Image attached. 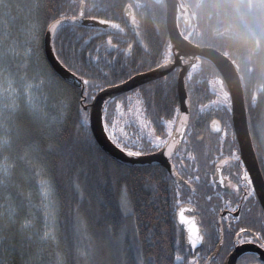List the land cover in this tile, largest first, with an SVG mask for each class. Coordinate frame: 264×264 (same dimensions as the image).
Returning a JSON list of instances; mask_svg holds the SVG:
<instances>
[{"label":"snow or ice","instance_id":"1","mask_svg":"<svg viewBox=\"0 0 264 264\" xmlns=\"http://www.w3.org/2000/svg\"><path fill=\"white\" fill-rule=\"evenodd\" d=\"M10 7L0 0L5 26ZM90 43L50 22L13 52L50 165L45 237L59 205L87 264H264V162L201 146L184 108L158 109L135 68L118 71L111 49ZM5 76L19 91L10 69L0 91ZM26 227L0 226V264H48Z\"/></svg>","mask_w":264,"mask_h":264},{"label":"trees","instance_id":"2","mask_svg":"<svg viewBox=\"0 0 264 264\" xmlns=\"http://www.w3.org/2000/svg\"><path fill=\"white\" fill-rule=\"evenodd\" d=\"M80 2L81 0H9L11 15L8 24L6 26L2 24L0 28V69L8 67L16 73L15 65L20 57L10 52H23L33 29L46 30L50 22L75 16ZM182 2L191 10L189 18L192 24L196 25L191 40L199 46L222 51L235 63L242 78L246 105H257L252 111L255 119L258 118L257 111L262 107L261 115L264 116V0H182ZM128 4L133 10L137 32L147 51H143L137 45L131 53L127 51L129 41L134 39L123 20V12ZM86 12H91L96 18L102 16L103 20L121 29L123 47H119L117 53L110 52L118 61V71L121 64L124 65L123 71L135 68L136 71L132 75L150 71L163 64L170 46L163 0H102V14L101 12L99 14V5L87 4ZM59 28L63 29L64 34L72 29L83 39H89L91 41L89 47L100 44L91 29H89L91 33L86 34L88 28L81 29L69 24H63ZM15 34H19L18 50L9 44L14 41ZM111 39V43H115L114 39ZM102 43L106 45L107 40ZM105 48L110 46L104 48L102 46V52ZM182 61L191 66L186 77L187 93L191 103V123L200 122L207 125L210 117H207L209 113L204 112V109L211 111L214 109L212 106L208 108L204 106L216 97L209 82L214 78L222 79L221 75L204 58L187 56ZM178 74L179 68H176L164 78L141 85L155 90L154 104L158 109H163L168 102L179 105ZM222 82L226 88L223 79ZM20 105L14 112L0 116V141H6L0 142L3 146L1 156L6 158L9 165L5 186L0 188V199H3L2 203L5 204L4 208L0 209V226L9 225L16 231L21 228L22 221L26 222L27 227L23 228V235L33 236L34 247L42 251L48 264H87V261L74 250V238L71 231L66 230L63 207L58 205L56 209L60 226L55 237L44 235L47 224L50 223L49 198L41 196L39 185L42 183L45 188L46 167L50 165L45 160L43 152L45 143L42 142L34 109L27 108L21 103ZM148 107L149 109L153 107L151 96ZM228 114L230 117L229 111ZM262 120L260 118V121ZM193 139L197 140L196 136H193ZM199 144L208 148L211 145L208 139ZM47 230L51 231L50 228Z\"/></svg>","mask_w":264,"mask_h":264},{"label":"water","instance_id":"3","mask_svg":"<svg viewBox=\"0 0 264 264\" xmlns=\"http://www.w3.org/2000/svg\"><path fill=\"white\" fill-rule=\"evenodd\" d=\"M165 4L166 28L169 35L170 44L172 45L173 60L167 61L161 66H158L157 68H154L150 71L134 75L136 82L140 85H143L150 81L164 78L176 68H180L177 78L179 105L188 113L187 123L189 126L191 119V103L187 93L186 77L191 66L183 64L182 57L188 55L197 59L204 58L208 60L221 75L228 88L231 98L233 127L239 143L241 156L244 158L246 163L250 165H258L248 129L247 110L242 81L235 63L220 50L212 47H202L188 40L181 32L178 24L179 18L182 19L185 24H189L188 19H183V12L180 15L179 0H165ZM124 20L131 33L136 37L138 43L142 45L140 36L136 31L134 15L129 6H127L124 10ZM54 22H58L59 27L63 24L94 27L100 25L98 21L84 18V2H82L80 10L75 17L59 18ZM193 28L196 29L195 25ZM184 109H182V111H184ZM217 125L220 124L215 120L210 124L211 131L214 133H220L221 131V127L219 130L213 129V127Z\"/></svg>","mask_w":264,"mask_h":264},{"label":"flooded vegetation","instance_id":"4","mask_svg":"<svg viewBox=\"0 0 264 264\" xmlns=\"http://www.w3.org/2000/svg\"><path fill=\"white\" fill-rule=\"evenodd\" d=\"M163 1L165 3V0H163ZM82 2H84V18L88 19V20L98 21L100 23V25L96 26V27H94V26H78V25H73V24H69V25L76 26V27H79L81 29L82 28H88V30H86V34L91 33V31H89V29H91L94 32V35L99 40V43H100L99 45L101 46V52H102V46L104 48L105 46L109 45L110 49H111V52L117 53L118 52L117 49L119 47H123V45H122L123 38L121 36V29L118 28L117 26H115L113 23H110L108 21L103 20L102 16L99 17V18H96V17H93L91 12H88V13L86 12L87 4H91V5H94V6H98L99 5V14H100V12L102 14V0H97V1L96 0H81L80 6H79V10H80ZM127 6H129V8L132 10V8H131V6L129 4ZM165 7H166V4H165ZM79 10H78V12H79ZM179 10H180V15L183 12V15H182L183 19L184 20H186V19L189 20V24L187 25V24H185L182 21V19H180V18L178 19V24H179L180 30H181L183 35L188 40L193 42L191 40L192 39L191 35L194 32L193 26L195 24H192V22H191V20L189 18V13L191 12V10L185 5L184 2H182V0H179ZM132 12H133V10H132ZM75 16H73V17H75ZM123 20H124V12H123ZM124 23H125V20H124ZM125 26L127 27L126 23H125ZM195 27H196V25H195ZM127 29L129 31V33L134 38L133 41H129V44L127 46V51L129 53H131L133 51V49H135L134 47L136 45L138 46V48H141L143 51H147L146 46L144 45L141 37H140V39H141L142 45H140L138 43L136 37L131 33V31H130V29L128 27H127ZM136 31H137V29H136ZM198 37H199V35H198ZM111 38L114 39L115 43H111V41H112ZM105 40H107V44L103 45L102 41H105ZM119 51H122V50H119ZM187 56L188 55L182 57V59L187 57ZM172 60H173V54H171V56H170L168 61H172ZM183 64H185V63L183 62ZM236 68L238 70L237 66H236ZM179 70H180V68H179ZM134 75H136V74H134ZM240 77H241V75H240ZM215 79H220V78H214L211 81H214ZM221 81H222V79H221ZM210 82H209V85H210ZM226 89L228 90L227 86H226ZM230 103H231V98H230L229 104L221 105L219 107H213L214 110H212V111L209 110V109H204V112L209 113L207 115V117L208 118L210 117V120L208 121L207 125H205V123H200V122L199 123L195 122L193 124V123H191V119H190L189 128L192 131V136H196V138H198V142L199 143L202 142L204 139H206V140L208 139L210 141V143H211V145L209 147L210 150H216V149H218L219 147L222 146L226 153H231V154H235V155L241 156L239 143H238V140L236 138V134H235L234 127H233L232 107H231ZM245 105H246V103H245ZM256 108H257V105H246L248 129H249V133H250V136H251V140H252L254 152H255V155H256V159H257V162H258V165H259L260 163L264 162V116L261 115L262 114L261 113L262 112V108H263L262 107V108H260L259 111H257V112H259L258 115H257L258 118L255 119L254 118L255 114L254 113L252 114V111L255 110ZM228 111L230 112V117H229ZM260 118H262L263 120L260 121ZM214 120L218 121L220 125H217V126L213 127V129L214 130H219L220 127H221L220 133H214L213 131H211L210 124ZM259 121H260V123H259ZM192 124L195 125V129L192 126ZM261 148H262V152H261ZM225 168H227V165H225Z\"/></svg>","mask_w":264,"mask_h":264},{"label":"rangeland","instance_id":"5","mask_svg":"<svg viewBox=\"0 0 264 264\" xmlns=\"http://www.w3.org/2000/svg\"><path fill=\"white\" fill-rule=\"evenodd\" d=\"M1 25L2 23H0V28H1ZM8 34H9V31H8ZM17 37H19V34L18 35L15 34L13 37L14 41H11V43H9L11 47L15 48L16 50L20 49V41H17ZM10 53H13V52H10ZM171 54H172V45L170 44L168 51L166 52V55L164 57L163 64L169 60ZM3 69L11 70V68H8V67L3 68ZM12 74H13V77H16V88L20 90L16 91L14 94L8 93L7 92V76H5L4 88L2 91H0V116L3 114H10L11 112H14L19 106H21L20 103L27 108L33 109V105L27 100L26 96L23 93V82L18 78L17 73H14L12 71ZM210 88L213 92L216 93V97L212 101H210L208 104H206L204 108H208L209 106L219 107L221 105L229 104L230 102L229 91L225 88L221 79H215L214 81H211ZM0 142L5 143L6 141L1 140ZM2 143H0V188L5 186L4 184L6 183L5 182L6 176L9 175L8 162L6 161V158L4 159V157L1 156L2 154L1 150L3 149ZM44 189H45L44 185L41 183L39 185V193L41 194L42 197H44L45 195ZM2 201L3 199H0V209L4 208V205H5L2 203Z\"/></svg>","mask_w":264,"mask_h":264},{"label":"bare ground","instance_id":"6","mask_svg":"<svg viewBox=\"0 0 264 264\" xmlns=\"http://www.w3.org/2000/svg\"><path fill=\"white\" fill-rule=\"evenodd\" d=\"M195 30V29H194ZM258 50V48L256 49V51ZM242 86H243V84H242ZM243 91H244V89H243Z\"/></svg>","mask_w":264,"mask_h":264}]
</instances>
